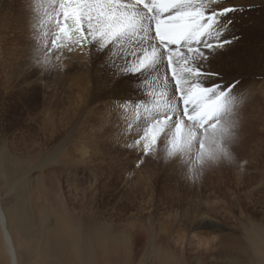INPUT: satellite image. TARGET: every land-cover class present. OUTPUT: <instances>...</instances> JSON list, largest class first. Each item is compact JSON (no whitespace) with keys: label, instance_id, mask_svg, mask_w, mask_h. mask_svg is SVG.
<instances>
[{"label":"rangeland","instance_id":"obj_1","mask_svg":"<svg viewBox=\"0 0 264 264\" xmlns=\"http://www.w3.org/2000/svg\"><path fill=\"white\" fill-rule=\"evenodd\" d=\"M22 1L26 6L28 0ZM261 1L264 0H224L229 6H245L246 9L244 18L239 17L235 21L237 13L234 15L236 35L240 37L239 41H243V45L235 50L242 52L247 47L260 48L254 55L259 56V62L254 59L247 66L252 74L237 77L236 73L230 75L227 71L230 76L222 77L229 79L224 84L239 80L236 91L243 97L235 110L238 120L235 129L237 140L233 146L236 163L222 160L217 164H207L199 179L193 182L188 179L187 167L180 161L165 162L162 151L144 156L139 148L128 149L125 145L142 135L135 105L140 100L150 104L151 80L144 83L138 75L128 76L121 79L117 87L109 89L108 82L115 70L108 66L109 61L117 67L122 66L126 51L117 50L115 54L98 58L95 52L53 50L51 59L53 55L59 56L55 62L57 67L61 64V72L56 66L53 70L50 65L45 72L48 75L52 72L62 74L60 84H57L58 93L64 96V89L70 88L71 93H67L65 100L66 104L71 101L70 107L75 110L76 118L70 122L57 119L55 141L47 145L44 135L34 128L33 117L39 109L36 103L40 93L25 84L19 98L15 89L9 94L5 116L0 120V156L9 162L4 166L1 178L4 206L11 205L15 197L6 189L11 182L9 180L19 178L29 182L26 185L28 201L34 207L33 211L43 205L53 214L56 206H62L69 213L79 215L81 207L87 206L88 198L93 197L89 213L98 211L101 221L132 233L138 224L166 222L169 215L208 214L218 222L208 230L210 235L190 233L188 236L184 230L182 242L175 227L171 235L173 249L203 250L208 246L207 241L211 238L216 240L223 233L227 243L244 253L240 256L234 253L231 256L233 264H261L246 240L247 232H261L258 225L264 219V55L261 58L264 2ZM33 4L36 11L32 14H36L35 18L40 21L45 1H30V5ZM45 31L52 29L40 24L38 42L44 39ZM47 39L50 41L51 37ZM230 48L232 46H227L223 54L230 55L234 51ZM38 56H35L36 60ZM26 71L34 77L30 61ZM126 97L131 98L132 104L127 109L118 107ZM163 146V143L159 144L158 149ZM27 157L31 160L24 168L12 165L14 159ZM51 218L53 220V216ZM130 225L132 229H129ZM150 247L151 243L141 248L140 260L150 255ZM18 253L22 256L20 249ZM0 264H7L6 256L1 257Z\"/></svg>","mask_w":264,"mask_h":264},{"label":"snow or ice","instance_id":"obj_2","mask_svg":"<svg viewBox=\"0 0 264 264\" xmlns=\"http://www.w3.org/2000/svg\"><path fill=\"white\" fill-rule=\"evenodd\" d=\"M244 10L224 0H45L39 23L52 31L38 42L35 66L50 65L53 50L95 52L98 58L126 51L122 66L109 61L115 69L109 89L138 75L144 83L151 80L152 100L135 105L142 135L125 147L144 156L162 151L165 162L180 161L195 182L207 164L236 163L240 81L215 82L222 78L211 63L240 40L228 33L234 14ZM131 104L126 97L118 107Z\"/></svg>","mask_w":264,"mask_h":264},{"label":"bare ground","instance_id":"obj_3","mask_svg":"<svg viewBox=\"0 0 264 264\" xmlns=\"http://www.w3.org/2000/svg\"><path fill=\"white\" fill-rule=\"evenodd\" d=\"M30 1L32 0H28L26 6H23L22 0H0V120L5 116V104L9 94L15 89L19 98L23 85L31 86L34 92L41 95L36 103L39 109L33 117L34 128L36 132L44 135V143L51 145L55 141V121L58 119L70 122L75 120L76 116L75 110H71V101L66 104L65 100L67 93H71L70 88L64 89V96L58 93L57 84H60L62 74L57 71L59 75L56 72L48 75L45 72L47 66L42 69L35 66V56L39 54L37 42L41 33L39 20L30 10ZM245 10L237 13L235 21L239 17L247 16ZM235 26L236 24L231 26L229 37L232 33L237 34ZM263 28L262 23L261 29ZM242 42L231 45L234 51H231L230 55L217 56L211 63V70L219 72L221 78H228L233 73H236L237 77L252 74L247 66L252 64L254 59L258 61L259 56L254 55L260 48L247 47L242 52L236 51V48L243 45ZM263 49L261 44V58L264 55ZM31 58L33 59L30 60ZM56 58L55 55L52 56L50 66L53 70L56 66L61 72V64L57 67ZM29 61L33 65L34 77L26 71ZM227 71L231 74L227 75ZM227 80L229 79L222 78L215 82L225 83ZM30 160L31 157L16 158L12 165L24 168ZM8 164V159L0 156V259L3 255L6 256L7 264H233L234 259H231V256L234 253L239 256L244 254L237 247L227 243L223 233L216 240L211 238L212 243L206 242L208 246L203 247L206 251L199 248L173 249L171 235L175 227L177 232H180L178 236L182 242L184 230L188 236L190 233L197 236L210 235L208 230L218 222L208 214H184L182 217L169 215L166 222L149 221L146 225L138 224L137 230L132 233L126 228L111 227L109 223L101 221V213L98 211L89 213L93 197L88 198V205L81 207L79 215H74L71 211L69 213L62 206H56L53 214L43 205L33 211L34 207L28 201L29 192L26 185L29 182L19 178L9 180L11 182L9 186L7 184L6 189L9 193H14L12 195L15 197L11 205L4 206L1 178L2 170ZM263 220L262 218L261 225H258L261 232L253 230L246 235V240L261 264H264ZM129 229H132V225ZM150 243V255L140 260L141 248L148 247ZM19 249L22 256L18 253ZM192 250L195 252L192 253ZM22 259L25 262H22Z\"/></svg>","mask_w":264,"mask_h":264},{"label":"clouds","instance_id":"obj_4","mask_svg":"<svg viewBox=\"0 0 264 264\" xmlns=\"http://www.w3.org/2000/svg\"><path fill=\"white\" fill-rule=\"evenodd\" d=\"M228 162V161H227Z\"/></svg>","mask_w":264,"mask_h":264}]
</instances>
